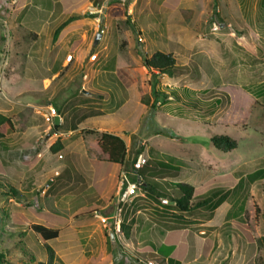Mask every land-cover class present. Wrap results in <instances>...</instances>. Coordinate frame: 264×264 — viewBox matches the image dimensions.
Returning <instances> with one entry per match:
<instances>
[{
    "label": "rangeland",
    "instance_id": "obj_1",
    "mask_svg": "<svg viewBox=\"0 0 264 264\" xmlns=\"http://www.w3.org/2000/svg\"><path fill=\"white\" fill-rule=\"evenodd\" d=\"M6 1L0 0V7L12 12L16 6ZM30 1L41 4L22 0ZM66 1L64 18L43 31L38 41L30 32L33 25L12 33L5 18L0 20V112L15 125V133L0 143V181L19 193V200L0 196L4 264H29L24 253L45 263L30 230L36 224L59 230L48 242L54 264H167L166 257L183 258L188 248L184 264H264V250L256 242L264 237V0H83L80 8ZM88 4L92 12H100L105 29V37L92 49L99 57L97 66L110 61L123 79L120 87H105V98L112 97L117 105L124 100L130 77L149 101L139 112L135 98L128 100L132 108L126 110L135 107V117L127 126L107 128L129 150L122 173L127 179L133 175L135 152L140 150L142 162L152 151L181 159L187 166L166 180L192 185L194 200L222 191L215 199L222 201L217 209L184 213L182 225L173 223L171 210L162 216L154 209L165 212L171 205L168 197H180L177 190L161 182V192L168 197L156 204L136 185L134 197L117 203L121 177L108 191L105 175L94 176L92 163L74 165L68 160L74 153L76 160L84 154L82 147L98 145L85 130L65 135L78 124L70 119L87 116L92 102L65 85L71 78L77 81L81 65L58 72L66 53L57 59L58 38L54 40L52 33L72 17L68 37L82 48L83 58L95 38L86 34V21L91 24L96 16L84 9ZM4 14L0 8V19ZM82 15L86 20L81 21ZM157 51L176 59L173 76H155L143 67V56ZM106 79L105 75L108 86ZM152 88L166 95V101L154 103ZM91 101L92 108L100 107V99ZM59 106L66 116L57 134H63L67 147L53 154L49 148L56 136L43 116L49 107L58 113ZM88 124L93 122L84 123ZM215 135L232 138L237 148L217 151L210 142ZM122 224L129 227L128 238ZM19 234L23 252L13 245Z\"/></svg>",
    "mask_w": 264,
    "mask_h": 264
},
{
    "label": "crops",
    "instance_id": "obj_2",
    "mask_svg": "<svg viewBox=\"0 0 264 264\" xmlns=\"http://www.w3.org/2000/svg\"><path fill=\"white\" fill-rule=\"evenodd\" d=\"M39 1L41 4H35L34 3L35 4L34 5L33 4L34 1L33 2L30 1L29 2L30 4L29 3L25 4L22 2V0H8L5 3L7 5H12V6L14 5V6H16V8L13 9L12 12L11 11L7 12V9H4V7L1 6L0 8L2 9V13L4 11L5 14L3 16H5V17L2 16L0 20L2 21V19L5 18V20L3 22L7 23V25L10 28L9 31H12V33H15L18 30V28H20V29L21 28L26 29V28H30V27L32 28V25H33L34 31L30 30V32L31 33L34 32L37 35V38L34 35H32V37L34 40L38 41L39 39H41L42 32L46 31L49 28V26L54 24V22H56L57 20H60L61 18L63 19L64 17H62V16L65 15L64 13L68 12V10H69V7H67V1L66 0H49V1L46 0V3H44L46 8L42 7L43 6L42 2H44V1L43 0H39ZM39 1H38V3H39ZM85 1H87V0H85ZM82 2H83V0H70V2H68V4H75L77 6L76 8H80L83 6ZM19 6H24L21 9L22 11L18 10ZM27 6L29 7L28 10H26ZM90 8H93L92 4H88V6H86L84 9L90 10ZM39 13H44V14L39 15ZM84 18H86V17H84L82 15L80 17L81 21L86 20ZM94 18L95 17H92L91 24H90V21H86V23L84 22L88 28V29L86 28V34L89 32L90 34H93V36H95V38L93 39L91 44L86 46V50H85L86 55L83 58H81L82 57L81 56L82 55L81 54L82 48L79 45L75 46L74 44H72V41L70 40L71 38L68 37L69 36V31H68L69 28H67V25L70 23V21H73L72 17L71 18L69 17L68 20H65V22L69 21V23L59 33V35L57 37L58 40H57V43L55 45V48H57V51H56L57 59L61 58L60 53H62V52L66 53L61 58L62 60L57 67L58 72L62 69L68 68L69 66L73 65L74 63L81 65L80 69H78V67H77V69L80 70V73L78 74L79 78L76 79L77 81H73V79L71 78V79L66 81L65 85L70 86V87L72 85L71 89L72 90L74 89V94L77 91H79L80 93L83 94L84 97H86V100H90V102H92L90 105L91 107L89 108L87 116H85V117L81 116L79 118H76L74 121H72L70 119V123L71 122H75V123L78 122V124L76 126V130H73V127L70 126L71 129H69L68 134H65V135H67V138L69 137L70 134L75 133V132H80L81 130H93V131H98V132H108L111 134L118 135L116 133H112V132L107 131V128H111L112 126H127L126 124H129L128 123L129 119H133L135 117V114L138 112V111H134V108L139 106L138 109H139V112H141L142 108L145 109V107H146L140 101L141 96L139 94L138 87H137L138 83H136V81L132 82V79L130 77L126 78L130 82L131 85L129 88H126L127 90H124L125 91L124 93L126 95V98L124 100H120V102L117 105L115 103H112V97H109L110 99L105 98V92L107 91V89L105 87H109V85H111V84H113L114 87H117V86L120 87V85H121L120 80H123V79L116 76V72L113 69H111L112 67L109 64L110 61L107 62L104 60V62L101 65L97 66V64H98L97 62L99 60V57L96 53H93L92 49L94 48L95 45H98L102 41L103 37H105V36H102V37L100 36L98 43L95 44V39H96L97 34H96L95 26H94L95 24L93 22ZM62 23H64V21ZM61 24H59V26ZM56 29H55V31H56ZM55 31L52 33L53 39H54ZM12 37H13V39L11 41H14L15 36H12ZM42 37H44V36H42ZM82 38H83L82 44L84 45L83 42L86 41V35H83ZM10 43H12V42H7V45L8 46H10V45L14 46V44H10ZM35 43L36 42L33 41L32 45H35ZM74 52H77V54H78L76 57H74V55H73ZM157 52H161V51H157ZM93 54L97 55L96 61H89V60L87 61V59L90 57V55H93ZM165 54H171V53H165ZM66 55H72V60L69 63L65 61ZM79 59H81V60L79 61ZM85 60L87 62H85ZM108 64H109V66H108ZM105 75L107 78L106 80H109L108 86L103 82V78ZM46 81H50V80H46ZM70 82H74L75 86ZM47 83H49V82H47ZM263 88H264V86H263ZM87 98H89V99H87ZM132 98H135L136 105L132 110L128 111V110H126V108L129 104V101ZM92 99L94 101L96 99L101 100L100 107L98 109L92 108V105H93V101H91ZM130 107L132 108V106H130ZM131 108H129V106H128V109H131ZM57 112L58 113H56V114L59 117V125H61L64 122L63 116H66V114L61 113V107L60 106L57 107ZM46 114H47V112L44 115H46ZM85 122L86 123L87 122L88 123L93 122V124L92 125L91 124L84 125ZM47 124H49V123H47ZM49 126H51L53 128V126L51 124H49ZM57 133H59V131H57V132L54 131V133H53V135L56 136V140L58 137L61 138L63 135V134L58 135ZM7 139H8V137H7ZM61 139H62V144H63V149L61 151H63V150H66L67 146L64 145V141H63L65 139V137H62ZM95 148H98L97 151H95ZM95 148L92 149V148L82 147V149H80V150L83 151L84 154L79 153V156L77 155L78 161L76 160V155L74 152H73L74 157L69 155L68 160H69V158H71L73 160L74 165H77V163L86 164L89 161L87 163V165L89 164V166H90V164L92 163V165H94L96 167L95 168L96 170L92 169L93 175L94 176L96 175L98 177L105 175L106 180H107V186H106L105 190L113 191L112 186H114L116 181L122 176V174H124V173H122V169L124 167L119 165V164H112V165L107 164L105 162L106 156L101 153L98 146H95ZM69 152L72 153V151H69ZM90 156L92 157V159H89ZM79 160H80V162H79ZM127 160L128 159L126 158V162H127ZM134 173H135V170L133 171L132 174H134ZM129 179H130V177H129ZM129 179H127V180H129ZM154 210L156 212H159V215H162V216L168 215L165 212L158 211L157 209H154ZM169 217H171V214ZM171 221L173 222L172 217H171ZM188 249L184 253L185 258L183 257V258L178 259V257L175 258L174 256L171 258L166 257L167 262L169 260V262L167 264H184L183 262L187 259L188 255H189Z\"/></svg>",
    "mask_w": 264,
    "mask_h": 264
},
{
    "label": "trees",
    "instance_id": "obj_3",
    "mask_svg": "<svg viewBox=\"0 0 264 264\" xmlns=\"http://www.w3.org/2000/svg\"><path fill=\"white\" fill-rule=\"evenodd\" d=\"M69 23L66 21L62 23L54 33V39H56L61 32V30ZM142 65L150 72H155V76L167 75L169 77L173 76V73L177 69V63L175 58L171 54H165L162 52H155L151 57L147 58L143 56ZM174 90L172 89V92ZM152 94L154 95V103L161 99L163 102L166 101V95L159 93L152 88ZM144 106L148 107V98L143 95L140 99ZM64 123L58 126H53L55 132L59 131ZM76 130V127H73ZM15 132V125L11 117L0 112V143H6L7 137ZM86 135L95 136L97 138V145L103 155L106 156L105 162L107 164H119L123 167L126 165V158L128 155V148L125 141L118 135L111 134L108 132H98L93 130H85ZM210 142L213 147L222 153H228L237 148V143L232 138L225 135H215L210 138ZM63 149L62 139L60 137L53 143L49 148L50 152L55 154ZM140 151L135 152L134 161L140 155ZM1 164V161H0ZM187 166L185 161L162 154L156 151H152L149 154L148 159L144 162L141 169L135 170L133 175H130L128 180L130 183L136 184L144 192L145 196L159 204V200L168 197L166 194L161 192V182L166 184L169 189L177 190L180 193V197H171L168 199L171 201V205L165 208V213L168 214L167 210H171V217L177 221L178 224L182 225L184 222L183 214L191 213L198 209L215 210L221 204V200L215 201L216 198L220 197L222 191H216L211 194L210 197L206 199L194 200L195 189L192 185L184 182H168L167 178H175L178 174ZM69 177V172H66ZM157 181H156V180ZM126 184L124 188H126ZM0 196L8 197L10 199L19 200V193L14 188H12L7 183L0 181ZM175 223V222H174ZM30 230L43 250L45 254V263H36L35 257L24 253V257L27 258L29 264H54L55 263V253L53 249L49 246L48 242L55 240L58 237L59 230L55 228H49L44 225L36 224L30 227ZM121 230L123 235L128 238L129 227L122 224ZM24 234L22 233L21 236ZM14 236V232L10 234ZM19 236L17 240L13 241V245L19 248L23 252V242L19 241ZM110 240V237H109ZM249 240H252L249 238ZM260 248L264 250V237L259 238L256 241ZM3 241L0 243V264L5 263V249L2 246ZM169 262V260H168Z\"/></svg>",
    "mask_w": 264,
    "mask_h": 264
},
{
    "label": "built area",
    "instance_id": "obj_4",
    "mask_svg": "<svg viewBox=\"0 0 264 264\" xmlns=\"http://www.w3.org/2000/svg\"><path fill=\"white\" fill-rule=\"evenodd\" d=\"M93 11V10H92ZM91 10H89V12L92 14H95V29H96V34H99L101 37L103 35H105V29L101 23V18H100V12L98 13H94L92 12ZM90 61H96L97 59V55L96 54H93V55H90L89 57ZM72 60V55H66L65 57V61L66 62H70ZM57 116L56 114V110L52 107H49V110L47 112L46 115H44V119L47 123L53 125L54 124V118ZM144 164V161L142 162V159L141 157L139 156L136 163H135V168L136 170L138 169H141L142 166ZM127 185L126 188H124V185ZM124 190V191H123ZM137 190V187H136V184H133V183H130L128 180H127V177L122 174L121 176V181H120V185H119V190H118V193H117V198H118V201L117 203H119V201H125L131 197H134L135 195V192ZM167 202V201H165Z\"/></svg>",
    "mask_w": 264,
    "mask_h": 264
},
{
    "label": "water",
    "instance_id": "obj_5",
    "mask_svg": "<svg viewBox=\"0 0 264 264\" xmlns=\"http://www.w3.org/2000/svg\"><path fill=\"white\" fill-rule=\"evenodd\" d=\"M99 39H100V35L97 34V35H96V39H95V44L98 43ZM54 125H55V126H58V125H59V117H58V116H56V117L54 118ZM111 236L114 237L113 232H111Z\"/></svg>",
    "mask_w": 264,
    "mask_h": 264
},
{
    "label": "clouds",
    "instance_id": "obj_6",
    "mask_svg": "<svg viewBox=\"0 0 264 264\" xmlns=\"http://www.w3.org/2000/svg\"><path fill=\"white\" fill-rule=\"evenodd\" d=\"M52 126H54V124Z\"/></svg>",
    "mask_w": 264,
    "mask_h": 264
}]
</instances>
